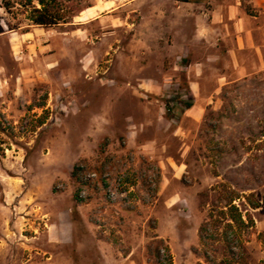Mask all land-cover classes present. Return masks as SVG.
<instances>
[{"label": "rangeland", "instance_id": "rangeland-1", "mask_svg": "<svg viewBox=\"0 0 264 264\" xmlns=\"http://www.w3.org/2000/svg\"><path fill=\"white\" fill-rule=\"evenodd\" d=\"M30 1L0 0V264H158V246L264 264V0H210L201 20L173 0H60L102 24L50 29Z\"/></svg>", "mask_w": 264, "mask_h": 264}, {"label": "trees", "instance_id": "trees-1", "mask_svg": "<svg viewBox=\"0 0 264 264\" xmlns=\"http://www.w3.org/2000/svg\"><path fill=\"white\" fill-rule=\"evenodd\" d=\"M182 3H190V4H196L201 2L200 0H175ZM33 2H36L37 5H33ZM30 1V5L32 6L31 10V17L30 21L33 26L36 27H42V28H56L62 25L69 24V21H72L75 17H78L79 14H81L84 10L77 9L75 11H68L67 7L63 5V3L60 2V0H34ZM204 3H207V0H203ZM4 9L9 11L11 10V4L8 1H4ZM67 10V11H66ZM10 31L16 30V28L11 29L9 27ZM27 33V31H26ZM80 166H76L73 169L72 172V178L78 182L81 187H90L95 182V179H87L85 176L82 177V169ZM93 170V171H92ZM87 172V171H86ZM91 173H95L94 169H90ZM98 176V175H97ZM86 179V180H85ZM80 190L77 192L76 196H79ZM255 208V207H254ZM230 211L236 212V215L232 216V222L243 224V218L241 214L238 213V210L235 207H231ZM224 215V213H223ZM205 227V225H204ZM202 227L200 230V238L203 240L204 236L203 233L205 232V228ZM229 227H231L229 225ZM163 245V243H160V246ZM151 247H148V255L153 256L158 260V264H173V259L170 255V251L168 247L163 249L162 247H156L154 251Z\"/></svg>", "mask_w": 264, "mask_h": 264}, {"label": "crops", "instance_id": "crops-1", "mask_svg": "<svg viewBox=\"0 0 264 264\" xmlns=\"http://www.w3.org/2000/svg\"><path fill=\"white\" fill-rule=\"evenodd\" d=\"M201 2L199 3H196V4H190V3H182V2H178V1H175L173 0V2L176 4V5H180V6H188V7H191V6H195L196 8L194 9V13L195 14V17L196 18H199L200 20L203 19V15L205 14L203 11H202V7L205 6V5H209L210 4V0H207V3H204L203 0H200ZM240 4V1L239 0H236V6ZM190 10V9H189ZM231 10V11H230ZM89 12H82V13H91L92 14V18H91V22H96L98 24H102V20H103V16H102V11H100L97 6H95V8H90L88 10ZM199 11V12H198ZM232 11L234 12H237V14H239V12L241 11V9L237 8V7H232V8H229V13L231 14ZM198 12V14H197ZM81 13V14H82ZM108 18V17H107ZM106 19V18H105ZM238 28H240L241 26V23H237L236 24ZM196 32H197V35L200 34L202 32V25L198 24L197 26V29H196ZM27 36V35H25ZM200 38V37H199ZM25 40V39H24ZM200 42H203V40L200 38L199 39ZM190 91L195 94V87L190 84V87H189Z\"/></svg>", "mask_w": 264, "mask_h": 264}, {"label": "built area", "instance_id": "built-area-1", "mask_svg": "<svg viewBox=\"0 0 264 264\" xmlns=\"http://www.w3.org/2000/svg\"><path fill=\"white\" fill-rule=\"evenodd\" d=\"M80 168L82 169V177L85 176L87 179H96L97 175L95 173L86 172L85 167L83 166H81Z\"/></svg>", "mask_w": 264, "mask_h": 264}]
</instances>
